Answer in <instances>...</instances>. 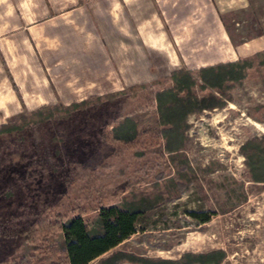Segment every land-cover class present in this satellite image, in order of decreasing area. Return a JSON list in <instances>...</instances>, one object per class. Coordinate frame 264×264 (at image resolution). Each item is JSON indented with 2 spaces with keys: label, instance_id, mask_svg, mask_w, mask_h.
Returning a JSON list of instances; mask_svg holds the SVG:
<instances>
[{
  "label": "rangeland",
  "instance_id": "374dc122",
  "mask_svg": "<svg viewBox=\"0 0 264 264\" xmlns=\"http://www.w3.org/2000/svg\"><path fill=\"white\" fill-rule=\"evenodd\" d=\"M182 72L214 105L170 153ZM112 204L144 211L87 264H264V0H0V262L61 263L47 225Z\"/></svg>",
  "mask_w": 264,
  "mask_h": 264
},
{
  "label": "trees",
  "instance_id": "16d2710c",
  "mask_svg": "<svg viewBox=\"0 0 264 264\" xmlns=\"http://www.w3.org/2000/svg\"><path fill=\"white\" fill-rule=\"evenodd\" d=\"M221 76H225V73L218 72L217 68H205L201 78L211 84L214 80H220ZM193 81L192 75L182 72L172 86L155 93L159 121L164 126L165 148L170 153L179 152L186 114L192 110L196 111L214 105V103H205L204 100L197 99L196 96L190 94L189 87ZM129 122L134 125L130 119ZM134 135L135 130L133 129L132 135L126 139L131 141ZM121 136L118 135L117 138ZM181 168H188L185 160L182 161ZM143 209L120 207L116 204L109 205L98 214L94 227H91L81 214L48 224L47 227H55L63 233V260L59 264H87L118 245L135 231V224L140 219ZM39 224L41 230L47 229V222ZM1 229L4 235H14L24 231L7 226H2L0 231ZM0 264H8V262L1 261ZM13 264H28V262L20 260Z\"/></svg>",
  "mask_w": 264,
  "mask_h": 264
}]
</instances>
